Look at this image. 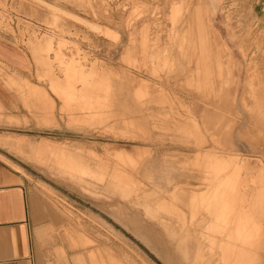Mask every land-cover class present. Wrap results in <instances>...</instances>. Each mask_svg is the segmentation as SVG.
<instances>
[{
	"label": "rangeland",
	"instance_id": "rangeland-1",
	"mask_svg": "<svg viewBox=\"0 0 264 264\" xmlns=\"http://www.w3.org/2000/svg\"><path fill=\"white\" fill-rule=\"evenodd\" d=\"M0 39L26 60L0 71V158L50 242L264 264V0H0Z\"/></svg>",
	"mask_w": 264,
	"mask_h": 264
},
{
	"label": "crops",
	"instance_id": "crops-1",
	"mask_svg": "<svg viewBox=\"0 0 264 264\" xmlns=\"http://www.w3.org/2000/svg\"><path fill=\"white\" fill-rule=\"evenodd\" d=\"M25 66L24 55L0 39V71ZM3 91L0 80V116L8 107ZM42 215L38 198L28 189L25 177L0 158V264H100L95 252L87 256L83 248L72 250L68 244L50 242L49 229L36 222ZM78 239L73 243L85 246V239Z\"/></svg>",
	"mask_w": 264,
	"mask_h": 264
},
{
	"label": "bare ground",
	"instance_id": "bare-ground-1",
	"mask_svg": "<svg viewBox=\"0 0 264 264\" xmlns=\"http://www.w3.org/2000/svg\"><path fill=\"white\" fill-rule=\"evenodd\" d=\"M134 2V1H133ZM138 10V9H137ZM134 12H135V10H134ZM136 14V13H135ZM217 33V32H216ZM220 39V38H219ZM221 42V41H220ZM243 238V240H245V238L244 237H242ZM245 256V255H244ZM245 258V257H244Z\"/></svg>",
	"mask_w": 264,
	"mask_h": 264
}]
</instances>
